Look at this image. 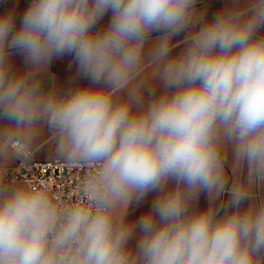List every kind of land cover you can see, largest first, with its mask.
Instances as JSON below:
<instances>
[{
    "label": "clouds",
    "instance_id": "9594fccd",
    "mask_svg": "<svg viewBox=\"0 0 264 264\" xmlns=\"http://www.w3.org/2000/svg\"><path fill=\"white\" fill-rule=\"evenodd\" d=\"M199 2L31 0L19 26L0 13V264H264V0L211 19ZM65 56L76 76L47 85ZM45 136L87 170L78 202L9 176Z\"/></svg>",
    "mask_w": 264,
    "mask_h": 264
},
{
    "label": "crops",
    "instance_id": "0c3cea01",
    "mask_svg": "<svg viewBox=\"0 0 264 264\" xmlns=\"http://www.w3.org/2000/svg\"><path fill=\"white\" fill-rule=\"evenodd\" d=\"M31 2V0H0V13H4L10 10H14L17 18V26H19V17L25 11L27 5ZM228 0H200L197 5L198 9H203L206 11V17L211 19L220 9H222ZM110 19V13L105 15L103 20H101L100 24L97 27H105ZM155 35V34H154ZM187 33L181 34L176 37L174 43L179 44L185 38ZM174 53L179 51V47L175 48ZM11 62L14 69L22 70L25 65L23 61V57L19 54L11 57ZM150 71V69H149ZM76 76V66L72 62V58L65 56L61 59H55L52 61L49 73L45 76V83L49 86L55 84L57 87H66L68 83ZM81 84H87V81H79ZM159 92L160 89L157 88ZM147 98V94H145ZM35 160L46 161L54 159L51 155V138L45 136L39 146L37 147L35 154L33 156ZM229 161H231V154L229 153ZM15 162L12 164L14 165ZM11 165V166H12ZM233 182V177L229 175L228 185L231 186ZM254 193L264 198V185L254 189ZM157 193H151L148 197L140 204H132L128 209L127 219L131 222L137 221L141 216H143L151 207L152 200L155 198ZM223 199H227V195L223 197ZM208 204V196L207 193H202L199 197V201L197 207L199 209H204ZM140 233L137 232L132 240V247H135V242L138 240Z\"/></svg>",
    "mask_w": 264,
    "mask_h": 264
},
{
    "label": "built area",
    "instance_id": "2783aa9c",
    "mask_svg": "<svg viewBox=\"0 0 264 264\" xmlns=\"http://www.w3.org/2000/svg\"><path fill=\"white\" fill-rule=\"evenodd\" d=\"M16 161L9 168V176L25 181L48 180L53 187V194L69 202H78V187L87 175V170L79 167H68L55 158L46 161L33 160L28 165Z\"/></svg>",
    "mask_w": 264,
    "mask_h": 264
}]
</instances>
